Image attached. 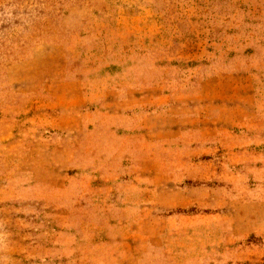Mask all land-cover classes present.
<instances>
[{"label":"rangeland","instance_id":"1","mask_svg":"<svg viewBox=\"0 0 264 264\" xmlns=\"http://www.w3.org/2000/svg\"><path fill=\"white\" fill-rule=\"evenodd\" d=\"M0 264H264V0H0Z\"/></svg>","mask_w":264,"mask_h":264}]
</instances>
